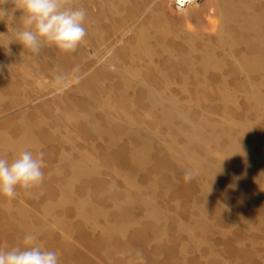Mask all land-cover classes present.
Listing matches in <instances>:
<instances>
[{"label":"rangeland","instance_id":"1","mask_svg":"<svg viewBox=\"0 0 264 264\" xmlns=\"http://www.w3.org/2000/svg\"><path fill=\"white\" fill-rule=\"evenodd\" d=\"M213 2L68 0L84 41L38 55L3 5L0 158L43 152L45 175L0 197V249L34 234L60 264H264V50L245 68L253 33Z\"/></svg>","mask_w":264,"mask_h":264},{"label":"clouds","instance_id":"2","mask_svg":"<svg viewBox=\"0 0 264 264\" xmlns=\"http://www.w3.org/2000/svg\"><path fill=\"white\" fill-rule=\"evenodd\" d=\"M8 2L0 0V17L9 14L10 9L3 7ZM11 3L12 17L17 9L23 13L15 42L33 54L38 55L45 46L75 52L87 35L84 26L86 9L68 6V0H11ZM10 43L2 45L8 54H11ZM43 155L40 152L37 157L24 150L11 162L0 158V197L11 201L18 195V189L28 191L42 184L45 175ZM185 179L191 177L186 173ZM0 264H60V258L57 252L43 249L36 235L27 234L22 248L0 249Z\"/></svg>","mask_w":264,"mask_h":264},{"label":"bare ground","instance_id":"3","mask_svg":"<svg viewBox=\"0 0 264 264\" xmlns=\"http://www.w3.org/2000/svg\"><path fill=\"white\" fill-rule=\"evenodd\" d=\"M171 1H173L174 4L178 5L179 7L186 6L187 4H194V3L199 2V0H171ZM252 1L253 0H214L213 2L214 6L212 8L215 12L216 11L218 12V15H219L218 18L220 19V24L222 26V29L225 28V26L230 27L231 24H239V25H242L245 29H247V31L248 30L252 31L253 33L252 45L256 47L259 52L251 60L244 59L243 66L247 69H260L263 65L262 50H264L263 49L264 48V29H263L264 18L263 16H258L257 14H254V15L253 14L251 15L243 14V8L250 7L252 5ZM73 164L75 165L74 162ZM83 164L79 166L81 167ZM74 165L73 167L75 169L76 165L75 166Z\"/></svg>","mask_w":264,"mask_h":264}]
</instances>
